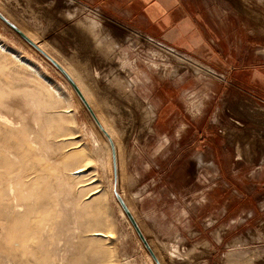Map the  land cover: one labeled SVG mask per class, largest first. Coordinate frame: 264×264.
Here are the masks:
<instances>
[{
  "label": "rangeland",
  "instance_id": "obj_1",
  "mask_svg": "<svg viewBox=\"0 0 264 264\" xmlns=\"http://www.w3.org/2000/svg\"><path fill=\"white\" fill-rule=\"evenodd\" d=\"M208 1L230 7L229 0ZM23 3L0 0V11L25 27L29 16L23 14ZM239 12L224 17L240 27L233 31L244 43L240 53L253 51L254 61L245 64L256 72L254 95L246 94L251 88L245 78L224 79L195 59L215 74L200 72L194 59L190 65L168 48L129 33L123 52L108 47L109 67H96L93 60L83 66L75 58L87 82L71 68V58L52 54L92 95L96 111L108 117L119 150L116 186L161 264H264V187L252 188L253 168L246 163L233 175L241 181L227 173L220 176L213 164L215 154L235 147L249 151L256 162L264 156V0H254L251 16ZM0 39L52 83L0 52V217L17 212L13 218L18 230L12 234L20 239L16 261L152 264L113 194L110 149L92 130V119L69 83L1 20ZM36 42L45 46L38 36ZM156 87L158 104L150 96ZM155 105L159 119L152 131ZM167 131L180 139L165 143L161 136ZM222 141L227 145L223 150ZM166 149L175 158L160 159ZM182 152L190 153L189 162L176 157ZM79 167L83 171L72 174ZM8 183L13 199H8ZM13 203L19 211L7 210ZM91 229L105 236H92ZM200 248L206 252H193Z\"/></svg>",
  "mask_w": 264,
  "mask_h": 264
},
{
  "label": "crops",
  "instance_id": "obj_2",
  "mask_svg": "<svg viewBox=\"0 0 264 264\" xmlns=\"http://www.w3.org/2000/svg\"><path fill=\"white\" fill-rule=\"evenodd\" d=\"M23 1V14L29 16L25 27L37 33L46 51L51 55L54 54L55 58H71V68L78 71L79 77L84 82L85 80L87 82V76L84 75L83 79L81 62L75 58H81L83 66L93 60L94 66L105 67L110 64L109 58H112V52L108 47L113 46L115 53L123 52L122 45L129 33L151 38L181 54L199 59L224 79L233 81L238 77L245 78L246 83L250 84L247 86L251 88L247 89L246 94L254 95L256 72L254 66L245 64L254 61L253 51L251 54L249 51L240 53V48L244 45L243 40L233 33L240 27L228 22L224 17L227 14L240 13L239 9L247 16H251L254 13V0H229L227 2L228 5L230 4L229 8L222 7V2L217 5L211 4L208 0ZM242 28L245 31L253 29L248 26ZM154 89L150 96L152 103L155 97L158 104V88ZM152 110L154 117L149 124L152 131H155L159 119L158 105L153 106ZM161 137H166L165 143L180 139L178 134L169 135L168 131ZM228 137L231 139L228 143L233 145L234 136L229 132ZM221 143L220 149L223 150L227 145H224V141ZM167 149L160 151V159L175 158L173 152ZM176 157L186 159L188 162L191 159L189 152H182ZM213 158L218 161L221 159L231 165V170L228 171L222 162L218 163L217 160L213 162L214 169L220 176L224 173L232 176L240 173V168L246 163L253 168L249 176L252 188L264 187V156L259 157L260 162H256L249 151H238L235 147L229 152L223 150L219 156L215 154ZM232 179L241 181L238 175L237 178L233 176ZM187 185H190L189 178ZM205 250L200 248L193 252L204 253Z\"/></svg>",
  "mask_w": 264,
  "mask_h": 264
},
{
  "label": "bare ground",
  "instance_id": "obj_3",
  "mask_svg": "<svg viewBox=\"0 0 264 264\" xmlns=\"http://www.w3.org/2000/svg\"><path fill=\"white\" fill-rule=\"evenodd\" d=\"M0 10H1V8H0ZM4 12V11H3ZM2 12V13H3ZM6 14V13H5ZM10 16V15H9ZM8 16V17H9ZM95 23V22H94ZM18 27L22 30V31H24L25 33H26V35L28 36V37H30L34 42H36V34L33 32V31H29L27 28H25L24 26H19V24H18ZM94 29V28H93ZM96 29V28H95ZM94 31V30H93ZM92 31V32H93ZM37 43V42H36ZM39 46L42 48V49H44L45 50V46H43L42 44H39ZM32 49V48H31ZM170 50V49H169ZM46 51V50H45ZM0 52H2V53H5V54H8L11 58H13L14 60H16V61H18L20 64H22L23 66H25L26 68H28L29 70H31L32 72H34L37 76H39L40 78H42L44 81H46V82H48L49 84H52L50 81H49V79H47L34 65H32L29 61H27L23 56H21L20 54H18V53H16V52H14V51H12L1 39H0ZM48 52V51H47ZM170 53H175L176 54V56H177V59H179V60H181V61H185V63L187 62V63H189L190 65H193V62H191V60H193L194 58H190V57H182L181 55H179L178 53H176V51H172V50H170ZM50 54V53H49ZM51 55V54H50ZM52 56V55H51ZM180 56V57H179ZM53 57V56H52ZM183 59H182V58ZM54 58V57H53ZM195 60V59H194ZM190 61V62H189ZM59 62V61H58ZM60 63V62H59ZM194 63H196V64H194L193 66H194V69H196V70H199L200 72H205V73H215V72H213L212 70H210V69H208L207 68V66H205V67H202V66H200V64L199 63H197L196 62V60H195V62ZM61 64V63H60ZM63 67H64V69L71 75V77L74 79V81L76 82V84L78 85V87L80 88V90H81V92L83 93V95H84V97L86 98V100L88 101V103L90 104V106H91V108H92V110L94 111V113H95V115H96V117L98 118V120H99V122H100V124L102 125V127L108 132V134L110 135V137L112 138V140H113V142H114V146H115V154H116V168H117V171H116V179L117 178H119V175H118V168H120L118 165H119V150H118V145H117V143H116V141H115V139H114V135H113V131L109 128V126L111 125H109L108 123H107V118L108 117H104L103 115H102V113H99V111H96V108L94 107V104H92V102H91V100L89 99V97L90 96H92V95H90V96H88V94H86L87 92L85 91L86 90V88L84 89L83 88V86L80 84V81H78V79L73 75L74 74V72H72L70 69H68L65 65H63V64H61ZM75 70V69H74ZM77 71V70H76ZM77 73H78V71H77ZM84 84V83H83ZM71 87V86H70ZM72 88V87H71ZM57 90V89H56ZM73 90V89H72ZM71 90V91H72ZM73 92H74V90H73ZM75 93V92H74ZM91 93V92H90ZM76 94V93H75ZM76 96H77V94H76ZM78 97V96H77ZM91 98V97H90ZM77 100L79 101L78 103H81L82 104V102L80 101V99H79V97L77 98ZM83 105V104H82ZM69 107V106H68ZM83 107H84V105H83ZM97 107V106H96ZM85 108V107H84ZM68 109V108H67ZM100 109V108H99ZM66 110V109H65ZM71 109H68V110H66L67 112L68 111H70ZM86 110V109H85ZM87 111V110H86ZM88 113V112H87ZM89 114V113H88ZM90 116V115H89ZM91 118V117H90ZM93 121V120H92ZM91 120H90V122H91V125H92V130H94V132L102 139V141L108 146V148L110 149V146H109V143H108V141H107V139H106V137L100 132V130L97 128V126H96V124L94 123V121L92 122ZM28 136V135H27ZM30 136V135H29ZM25 137H26V135H25ZM31 137V136H30ZM34 140H32L31 139V143L33 142ZM35 142V141H34ZM27 143H29L30 144V140H29V142L27 141ZM28 145V144H27ZM28 146H30V145H28ZM30 148V147H29ZM35 148V147H34ZM31 149H33V148H31ZM7 151H11V150H7ZM9 153H11V152H9ZM110 154H111V151H110ZM9 156V155H8ZM7 157V156H6ZM109 158V157H108ZM8 159H9V157H8ZM111 166H112V158H111ZM7 170V169H6ZM120 170V169H119ZM73 171V170H72ZM83 171V168H81V167H79V168H77V169H75L74 171H73V173L72 174H75V173H79V172H82ZM6 172V171H5ZM2 173H4V172H2ZM10 173V172H9ZM9 173H7V174H9ZM6 174V173H5ZM12 175V174H11ZM14 176V175H13ZM13 176H11V177H13ZM17 176V175H16ZM16 176H15V178H16ZM112 176H113V171H112ZM4 177V176H3ZM2 178V177H1ZM6 178V177H5ZM7 179H8V177H7ZM12 178H10L9 180L11 181V182H13V180H11ZM14 179V178H13ZM17 180V179H16ZM16 180H15V182H16ZM119 180V179H118ZM5 181H7L6 179H4L3 180V182L5 183ZM2 182V181H1ZM7 182H9V181H7ZM116 182H117V180H116ZM9 184V183H8ZM11 184H13L14 185V183H11ZM16 184V183H15ZM3 185V184H2ZM6 187H7V185H5ZM2 189V188H1ZM8 189V188H7ZM6 189V190H7ZM117 190H119V193H120V195L122 194V192H120V189H119V186H118V188H117ZM8 191V190H7ZM7 191H6V193H7ZM93 193L94 192H96V190H94V191H92ZM8 194V193H7ZM9 194H10V196L8 197V199L10 198V197H12V199H13V187L11 188V186H10V184H9ZM1 196V195H0ZM5 196H7V195H5ZM121 196H123V194L121 195ZM15 198V197H14ZM123 198V197H122ZM124 199V198H123ZM117 201V200H116ZM125 201V200H124ZM12 202V201H11ZM0 203H1V200H0ZM10 203V202H9ZM14 203H16V202H14ZM14 203L13 204H9L10 206H9V208L7 209V210H9V211H14V210H18L19 209V205H17V204H15L14 205ZM118 203V202H117ZM125 203H126V201H125ZM2 204H4L3 202H2ZM7 204V203H6ZM21 205V204H20ZM118 205H119V203H118ZM126 205L128 206V208L130 209V211L132 212V214H133V211H132V209H131V207H130V205L128 204V203H126ZM22 206V205H21ZM120 206V205H119ZM2 207V206H1ZM1 207H0V213H1ZM6 207H8L7 205H6ZM28 208H30V207H28ZM22 209V208H21ZM20 210V209H19ZM18 210V211H19ZM29 210V209H28ZM28 210H25V211H28ZM120 210H121V214H123V216H125V214H124V212H123V210H122V208H121V206H120ZM22 212V211H21ZM21 212H18V213H21ZM24 212V211H23ZM16 214H17V212H15ZM6 214H7V212H6ZM14 214V213H13ZM15 214V215H16ZM27 214V213H26ZM1 215V214H0ZM4 216H5V214H3ZM14 215V216H15ZM3 216V217H4ZM8 216H10V214L8 215ZM14 216H12V217H8V218H6V219H4V218H1L2 217V215H1V217H0V264H19V262L18 261H16L17 259H15V258H17L16 256V253H15V247L17 246V245H19V243H20V239L19 240H17V237H13V235L12 234H14V230H18V227H17V229H14V227H16V222H14L15 220H14ZM18 216V215H17ZM21 216H22V214H21ZM21 216L19 217V218H21ZM133 216H134V214H133ZM16 217V216H15ZM24 217V216H23ZM22 217V218H23ZM17 218V217H16ZM19 218H18V220H19ZM125 218L127 219V217L125 216ZM134 218H135V216H134ZM136 219V218H135ZM22 220V219H21ZM128 220V219H127ZM17 221V220H16ZM137 221V220H136ZM129 222V221H128ZM18 223L19 222H17V225H18ZM137 223H138V221H137ZM14 224V225H13ZM129 224H130V222H129ZM138 225H139V223H138ZM130 226L132 227V225L130 224ZM139 227H140V225H139ZM133 228V227H132ZM140 229H141V227H140ZM134 230V229H133ZM141 231H142V229H141ZM143 232V231H142ZM15 233H17V232H15ZM136 233V232H135ZM92 236H105V233H103V232H101L100 230H97V229H91V233H90ZM144 234V233H143ZM17 235V234H16ZM15 235V236H16ZM107 236V235H106ZM145 236V235H144ZM5 238V239H4ZM148 241V240H147ZM149 243V242H148ZM18 257H19V255H18ZM148 259H149V261L152 263V264H155L153 261H152V258L150 257V255L148 254ZM18 259H20V258H18ZM18 262V263H17Z\"/></svg>",
  "mask_w": 264,
  "mask_h": 264
},
{
  "label": "water",
  "instance_id": "obj_4",
  "mask_svg": "<svg viewBox=\"0 0 264 264\" xmlns=\"http://www.w3.org/2000/svg\"><path fill=\"white\" fill-rule=\"evenodd\" d=\"M0 20L6 24L11 30H13L22 40H24L30 47H32L36 52H38L43 58H45L56 70L60 72V74L66 79V81L69 83V85L72 87L74 92L77 94L79 97L80 101L84 105L85 109L89 113L91 119L94 121L96 124L97 128L100 130V132L106 137L109 146H110V151H111V158H112V171H113V194L115 196V199L121 206L125 216L127 217L128 221L132 225L134 231L136 232L138 238L142 242L143 246L146 248L148 251L150 257L154 261L155 264H161L160 261L158 260L156 254L150 247L146 237L144 236L143 232L141 231L136 219L134 218L132 212L126 205L124 199L120 195L119 191L117 190L116 186V154H115V146L112 138L108 134V132L102 127L100 124L98 118L96 117L94 111L92 110L90 104L84 97L83 93L81 92L80 88L74 81V79L71 77V75L64 69V67L55 59L53 58L47 51L42 49L38 43L34 42L30 37L26 35L24 31H22L16 24H14L8 17H6L1 11H0Z\"/></svg>",
  "mask_w": 264,
  "mask_h": 264
},
{
  "label": "built area",
  "instance_id": "obj_5",
  "mask_svg": "<svg viewBox=\"0 0 264 264\" xmlns=\"http://www.w3.org/2000/svg\"><path fill=\"white\" fill-rule=\"evenodd\" d=\"M150 41H153V42H155L156 44H158V45H160V46H164L163 44H161L160 42H157V41H155V40H153V39H151V38H148ZM164 47H166V48H168V49H170V50H172V51H175L174 49H172V48H170V47H167V46H164ZM211 74H215V73H211Z\"/></svg>",
  "mask_w": 264,
  "mask_h": 264
}]
</instances>
